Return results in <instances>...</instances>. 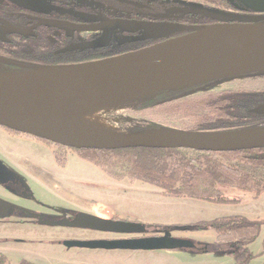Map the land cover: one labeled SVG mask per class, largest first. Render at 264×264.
<instances>
[{
	"label": "water",
	"instance_id": "1",
	"mask_svg": "<svg viewBox=\"0 0 264 264\" xmlns=\"http://www.w3.org/2000/svg\"><path fill=\"white\" fill-rule=\"evenodd\" d=\"M30 12L54 9L90 25L40 20L38 25L76 31H101V46L119 30L138 34L135 41L159 40L139 50L97 61L62 66H26L0 58V64L17 72L0 73V127L73 150L119 151L127 149L184 150L199 153H232L264 149V125L223 132H192L164 127L118 136H99L75 128L70 119L92 114L116 104L144 100L161 92L200 87L226 79L264 73V0H235L256 15L188 7L170 13L199 16L218 23L186 26L169 22L109 20L55 8L34 0H8ZM122 1V0H120ZM125 2V1H124ZM134 6L140 7L136 4ZM158 18H164L158 16ZM10 33L25 34L3 23ZM177 34L180 36L173 37ZM173 37V38H172ZM257 111H263L259 108ZM9 205L0 200V218ZM62 226L112 234L145 233V225L101 220L77 214ZM185 247L165 231L159 246ZM76 247L110 249L150 247L148 241L129 243H71ZM71 245V246H72ZM70 246V244H69Z\"/></svg>",
	"mask_w": 264,
	"mask_h": 264
},
{
	"label": "trees",
	"instance_id": "2",
	"mask_svg": "<svg viewBox=\"0 0 264 264\" xmlns=\"http://www.w3.org/2000/svg\"><path fill=\"white\" fill-rule=\"evenodd\" d=\"M219 10L244 9L235 0H201ZM156 12H163L180 4L172 0H150ZM185 7V6H183ZM206 7V6H202ZM197 17V16H193ZM179 21L186 17L178 18ZM189 19V18H188ZM199 24L212 20L198 17ZM1 34L0 58L6 61L26 65L49 67L64 64H77L101 60L118 56L133 49L132 41H124L118 49H112L110 44L100 48L84 47V59L42 63L41 52L29 54L18 50V46H6L7 38ZM153 40L152 43H156ZM145 44V43H144ZM146 46H150L145 44ZM145 45L140 48L146 47ZM78 51V49H76ZM80 52V51H79ZM63 62V63H62ZM19 70L0 64V73L17 72ZM192 87L182 91H167L150 96L144 101V108H152L166 103L173 97L195 89ZM192 106L187 110L191 114V124L181 130L192 132H223L248 129L264 125V113L257 111L259 105L264 104V97L260 93L245 91H228L191 101ZM13 135L26 136L2 128ZM158 128V127H152ZM80 159L98 168L104 175L114 180L127 178L130 183L141 181L157 187L162 194L178 199L197 200L213 204H235L240 200L229 197L230 192H241L257 199L264 194V149L246 150L232 153H199L184 150L164 149H127L119 151H95L73 150ZM194 154V157H190ZM54 158L58 166L65 165V157L61 151L54 152ZM118 167L124 168L121 173H115ZM124 174V175H123ZM264 226V218L249 219L240 215L224 216L209 221H200L194 224L182 226L175 225L171 228L182 229L186 232L211 231L215 239L211 247L233 245L228 256L238 264H249L255 256L249 253V246L259 237ZM147 230L155 233L168 229L157 224L145 225ZM112 243V242H111ZM122 243V242H113ZM129 248L125 246L112 247L110 249ZM103 249V248H101ZM0 264H9L8 259L0 254ZM18 264H36L27 260H21Z\"/></svg>",
	"mask_w": 264,
	"mask_h": 264
},
{
	"label": "rangeland",
	"instance_id": "3",
	"mask_svg": "<svg viewBox=\"0 0 264 264\" xmlns=\"http://www.w3.org/2000/svg\"><path fill=\"white\" fill-rule=\"evenodd\" d=\"M172 1L185 7L206 6L215 9L210 5H206L201 0ZM80 2L83 5H88L92 9H97L94 5H91L85 0H80ZM105 4L113 8L117 7L107 1H105ZM117 9H119V7ZM108 14L115 15L111 12H108ZM97 33L98 32H96L95 35H97ZM90 34L89 32H80L77 37L80 40H84ZM228 91L262 92L264 91V73L226 79L200 86L183 92L166 103L152 108H144V101L142 100L123 102L86 115L85 118L88 121L98 122L99 124H97L101 128V133L105 136L125 135L152 127L181 130L191 124V114H187V110L192 106L189 104L191 101ZM5 133L6 132L0 128V134ZM38 144L46 148L44 143ZM20 145L21 144H17V146ZM21 152H23V150ZM194 156V154H190V157ZM113 171L115 173H121L124 171V168L118 167ZM100 175L101 180L95 181L92 185H82V188L84 187L86 190H90L92 200L97 202L96 205L92 203V206L89 208L90 211H93L91 215L101 220L117 218L128 219L130 222H134L135 220L132 217H143L146 223H160L163 226H186L200 221H209L232 215H240L249 219L264 218V194H261L257 199H253L251 195L246 193L230 192L229 197L240 200L239 203L227 205L213 204L197 200L168 197L162 194L157 187L148 183L141 181L130 183L127 178L114 180L104 174L100 173ZM33 193L34 196L45 205L52 207L55 205L58 206L56 193L49 194L41 189L34 190ZM86 195L89 196L88 194ZM43 213L45 215L44 219L49 221L56 222L61 218L55 216L54 213ZM70 214L68 219L71 221L74 217ZM13 215L18 216L16 217L17 220H30L20 213H13ZM170 230L176 232L184 231L175 228H170ZM154 232V230H147L145 234H152ZM160 232H162V230ZM197 235L199 239V232ZM200 235V239L203 240L209 239V241H212L214 238V233L211 231H204ZM84 236L110 238L125 237L112 234H99L96 231L78 228L60 226L47 227L32 222L0 221V238L18 241L16 244L22 245L21 247L25 249L24 255H22L23 258H27L29 261L37 264L45 262L54 264L56 261L50 256L51 250L54 249L48 246L53 244L51 240ZM61 249L65 250V248ZM249 252L251 255L257 256L251 261V264H264V226L261 228L258 239L250 247ZM261 253L262 255H260ZM20 259L19 256L14 254L10 255L9 264H17Z\"/></svg>",
	"mask_w": 264,
	"mask_h": 264
},
{
	"label": "flooded vegetation",
	"instance_id": "4",
	"mask_svg": "<svg viewBox=\"0 0 264 264\" xmlns=\"http://www.w3.org/2000/svg\"><path fill=\"white\" fill-rule=\"evenodd\" d=\"M34 1H39L41 3H45L47 5H50L55 8H60L63 10H68L72 12H77V13H83V14H88V15H93L97 17H103L107 18L109 20H127V21H138V22H169V23H176V24H181V25H186V26H199V25H210V24H215L218 23L217 21H211V22H205L204 24H199V19L197 17H193L194 15L190 16H183L179 14H173L170 13L172 9H177V8H188V7H173L167 10H163V12H156V10L153 8V5L150 3V0H85L89 2L91 5H94L95 8L97 9H92L88 5H83L81 4L80 0H34ZM105 1L110 2L113 4V6L117 7H110L105 4ZM125 1V2H124ZM237 2V1H236ZM238 3V2H237ZM133 4H136L140 7L134 6ZM241 5V4H239ZM119 7V9H117ZM192 7V6H190ZM198 7V6H194ZM241 7H243L241 5ZM208 8V7H204ZM244 8V7H243ZM213 9V8H210ZM219 10V9H216ZM226 12H231V13H237V14H242V15H256L253 12H250L246 10L245 8L242 9L240 8L239 10H222ZM108 12L114 13L115 15L108 14ZM158 16H163L164 18H158ZM180 17H186V20L179 21L178 18ZM189 18V19H188ZM40 20H47V21H56V22H64V23H69L73 25H90L91 23L84 22L80 20L78 17H75L72 14L69 13H59L55 11L54 9H50L47 13L44 12H30L24 8H21L17 6L16 4H13L12 2L8 0H0V38L1 34H4L5 38H7V43L6 46H9L10 49L11 47L18 46L19 51L24 52V53H31V52H36L39 51L41 52L40 54V59L42 63H51V62H57L58 60L67 61V60H75L78 58L80 55V59H84L85 53L83 52L84 47H92V48H100L107 43L110 44L112 49H118L119 44L123 43L124 41H132L133 44V49H141L140 47L147 44V45H152L155 43H152L153 40H148V41H135L133 40L135 37H138L140 33L138 34H126L122 33L119 30H115L114 32L110 33L106 41L103 45L101 46H93L97 42L100 41L103 33L101 31H76V32H71L70 34L67 35V32L64 29L52 27V26H43V25H38ZM6 23L13 27L14 29H17L19 31H24L25 34H17V33H10L6 29L7 27L3 24ZM80 32H89L91 33L88 35L84 40H80L77 35ZM97 35H95V33ZM181 34H177L173 37L180 36ZM172 37V38H173ZM53 40V42H52ZM159 42V40H157ZM156 42V43H157ZM145 43V44H144ZM146 46V45H145ZM148 47V46H146ZM145 48V47H143ZM78 49V51H76ZM138 49V50H139ZM80 51V52H79ZM135 51V50H134ZM131 52V51H130ZM114 57V56H113ZM110 58V57H109ZM105 59V58H104ZM97 61V60H95ZM91 62V61H90ZM63 63V62H62ZM85 63V62H83ZM79 64V63H77ZM64 65H72V64H64ZM55 66H62V65H55ZM12 67V66H11ZM17 70H19L16 67H13ZM255 93H260L262 97H264V91L262 92H255ZM260 108H264L263 105H259ZM259 109V108H258ZM259 113H264L263 111H259ZM3 130V129H2ZM6 134L15 136V137H22L26 138L31 141H35L37 143H44L47 147H50L52 149V155L54 158V152L61 151V153L65 157V163H66V158L67 155L70 154H75L72 152L71 149L61 147L58 145L51 144L49 142L39 140L33 137H26V136H19V135H13L9 134L6 132ZM62 150H67V151H62ZM55 160V158H54ZM56 163V160H55ZM57 164V163H56ZM0 163V183H5L9 186V188H6L5 186H2L0 184L1 188L8 193L11 196H14L18 199H23L32 202L36 207L39 208V212H34L28 209H24L22 207L18 206H12L8 202H5L2 198H0L1 201H4L6 204L9 205V212L7 213L5 218H0V221L4 220H11V221H18V222H28V223H36L40 224L43 226H62V222L64 221H70L68 219V216L70 212H63L57 209L56 207L48 206L45 205L42 201L38 200L35 196L33 191L26 185L25 181L23 179H20L19 177L13 176L10 173H8ZM58 165V164H57ZM60 167V166H59ZM43 212H48V213H54L55 216L61 217L58 221H49L44 219V213ZM13 213H20L24 215L25 217H28L30 220H17L16 217L14 216ZM12 215V216H11ZM73 217H75L77 214L71 213ZM75 215V216H74ZM22 217V216H19ZM112 220H124V221H130L128 219H117V218H112ZM163 226V225H161ZM175 226V225H173ZM168 228V230H162V232H157V233H152V234H145V233H140V234H112V233H102V232H97L99 234H112V235H119V236H125V237H119V238H110V237H93V239L89 241H79V242H84V243H110V242H122V243H129V242H144L148 241V243L151 245L150 247H161L159 246V243L161 241V238L163 237V234L165 231H169L171 234V238L174 240H180V239H175V233L176 231H171L170 228L171 226H165ZM182 232V231H178ZM201 231H194V232H186L183 231V233H198ZM215 239V236H214ZM183 240V239H182ZM72 241H67L64 242L63 245L70 244L71 245ZM214 242V241H213ZM74 243V242H73ZM167 246V243L166 245ZM212 246V245H211ZM232 248H230L229 251L234 249L233 245H229ZM222 247V246H218ZM87 248V247H85ZM149 248V247H147ZM213 248V247H212ZM91 249H101V248H91ZM118 249H124V248H118ZM136 248H126V250H132ZM249 250V249H248ZM229 253V252H228ZM250 253V252H249ZM2 254V253H0ZM4 255V254H2ZM262 255V253L260 254ZM5 256V255H4ZM7 258V256H5ZM257 256H255L256 258ZM253 258V259H255ZM9 261V258H7ZM232 259V258H231ZM252 259V260H253ZM26 260V259H22ZM251 260V261H252ZM21 261V260H20ZM19 261V262H20ZM28 261V260H27ZM249 262V264L251 263ZM18 262V263H19ZM31 262V261H30ZM17 263V264H18ZM33 263V262H32ZM237 263V262H236ZM238 264V263H237Z\"/></svg>",
	"mask_w": 264,
	"mask_h": 264
},
{
	"label": "crops",
	"instance_id": "5",
	"mask_svg": "<svg viewBox=\"0 0 264 264\" xmlns=\"http://www.w3.org/2000/svg\"><path fill=\"white\" fill-rule=\"evenodd\" d=\"M17 144H21L20 146L23 148L17 146ZM0 163L8 173L23 179L32 191L41 189L49 194L56 193L58 206L55 205L54 207H58L57 209L60 211L74 214H91L93 211H90L89 208L92 203L97 204L95 200H92L90 190L82 188V185H92L95 181L101 180L100 173H103L75 154L69 153L65 165L59 167L55 163L50 147L46 146L44 148L35 141L23 139L22 137L15 138V136L5 133L0 134ZM0 184L9 188L4 182ZM0 198L12 206L39 212V208L32 202L9 195L1 186ZM132 218L135 223L155 224L146 223L143 217ZM157 225L162 224L158 223ZM201 233L199 232L198 239V233L176 232L174 234L175 239L189 243L185 247L163 246L126 250L91 249L76 247L72 244V246H69V244L63 245L67 241H72L71 243L89 241L93 239L91 236L55 239L51 240L53 244L48 246L54 248L51 250L52 252L49 250L51 252L50 256L56 260L54 264H237L228 256L231 246L212 248L214 238L212 241L200 239ZM16 242L18 241L0 238V253L7 256V258L14 254L19 256L20 260H28L22 256L25 249ZM251 246H249V250ZM61 248H65V250Z\"/></svg>",
	"mask_w": 264,
	"mask_h": 264
},
{
	"label": "bare ground",
	"instance_id": "6",
	"mask_svg": "<svg viewBox=\"0 0 264 264\" xmlns=\"http://www.w3.org/2000/svg\"><path fill=\"white\" fill-rule=\"evenodd\" d=\"M85 117H86V114H79V115L73 116L70 119V123L75 128L81 129V130H83L85 132H88V133H91V134H94V135L105 136V135H103L101 133V128L98 125L99 124L98 122H97L98 123L97 124L96 122L88 121V120H86ZM107 133H108V131H107Z\"/></svg>",
	"mask_w": 264,
	"mask_h": 264
}]
</instances>
